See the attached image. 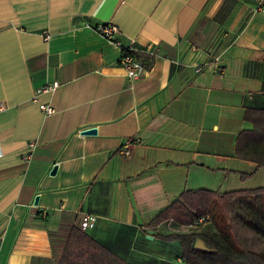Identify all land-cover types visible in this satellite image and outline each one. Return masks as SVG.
<instances>
[{"label":"crops","instance_id":"crops-1","mask_svg":"<svg viewBox=\"0 0 264 264\" xmlns=\"http://www.w3.org/2000/svg\"><path fill=\"white\" fill-rule=\"evenodd\" d=\"M105 22L133 42L140 78ZM248 107L264 108V0H0V264H57L49 232L83 212L79 229L129 264H185L159 237L178 224L154 218L185 191L248 190Z\"/></svg>","mask_w":264,"mask_h":264},{"label":"trees","instance_id":"trees-1","mask_svg":"<svg viewBox=\"0 0 264 264\" xmlns=\"http://www.w3.org/2000/svg\"><path fill=\"white\" fill-rule=\"evenodd\" d=\"M243 117L252 126L238 134L235 154L259 167L264 166V108L248 107ZM240 176L245 178L248 174ZM232 214H237L264 235V187L224 193L206 189L185 191L159 212L154 222L171 219L182 227L197 223L201 217H204L203 222L208 219L213 222L216 231L195 232L188 228L159 234L164 240L180 242L185 264H264V251L255 252L237 244L236 233L229 222ZM49 236L61 242L57 264H129L75 226L68 227L67 231H50ZM198 238L204 241L207 249L194 247Z\"/></svg>","mask_w":264,"mask_h":264},{"label":"built area","instance_id":"built-area-1","mask_svg":"<svg viewBox=\"0 0 264 264\" xmlns=\"http://www.w3.org/2000/svg\"><path fill=\"white\" fill-rule=\"evenodd\" d=\"M95 29L105 39H107V41L120 48L119 61L125 70L126 76L131 80H136L140 78L144 73V69L136 57L135 47L133 45V42L131 41L128 45H122V43L117 39V35L120 34L119 27L114 23H110V22L98 23L95 26ZM44 37L45 38L48 37L47 31H45ZM205 65H207V67H209V69L213 73H220L223 71V66L220 63V57L218 55L213 56L207 63H205ZM202 66L203 65H197L194 70L196 72H200L203 68ZM57 85L58 83L54 82L52 85H47L42 90H53L55 87H57ZM39 106L46 113L53 112V107L50 105L41 103ZM130 147H131V143H127L120 149V152L123 155H128L130 153ZM92 220H93V216L90 213L83 212L81 214L79 228L84 230L85 228L89 227L92 223ZM203 221H204V217H201L197 223L190 224L189 226H185L183 227V229L187 230L188 228H195L197 224Z\"/></svg>","mask_w":264,"mask_h":264},{"label":"rangeland","instance_id":"rangeland-1","mask_svg":"<svg viewBox=\"0 0 264 264\" xmlns=\"http://www.w3.org/2000/svg\"><path fill=\"white\" fill-rule=\"evenodd\" d=\"M246 174H248L247 177L241 178L243 180L247 179V182L244 185L245 188H248V190H250L257 187H264V166H261L257 171L250 170L249 172H246ZM229 222L232 225L234 232L236 233V241L240 247L255 252L264 251V235L262 233L256 232L254 228L246 224L243 219L240 218L237 214H232L230 216ZM206 230L216 231L213 222L210 219L206 220L205 222H202L201 225H199L197 228L190 229V231L195 232ZM172 231L179 232L185 230L182 226L175 225L174 227H172Z\"/></svg>","mask_w":264,"mask_h":264},{"label":"water","instance_id":"water-1","mask_svg":"<svg viewBox=\"0 0 264 264\" xmlns=\"http://www.w3.org/2000/svg\"><path fill=\"white\" fill-rule=\"evenodd\" d=\"M95 132H96V129H95V128H89V129H85V130L82 131V133H84V134H94ZM56 168H57L56 165H54V166L52 167V170H51V173H52V174L55 173ZM36 202H37V197H35V203H36ZM147 237L152 238V236H151L150 234L147 235ZM194 247H195L196 249H207V248H208V247L205 245L204 241H203L202 239H200V238H198V239L196 240Z\"/></svg>","mask_w":264,"mask_h":264}]
</instances>
